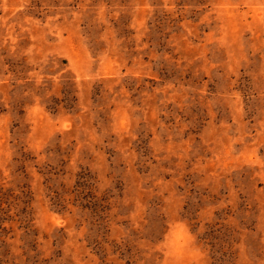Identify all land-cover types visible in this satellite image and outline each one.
<instances>
[{
    "label": "rangeland",
    "instance_id": "1",
    "mask_svg": "<svg viewBox=\"0 0 264 264\" xmlns=\"http://www.w3.org/2000/svg\"><path fill=\"white\" fill-rule=\"evenodd\" d=\"M0 264H264V0H0Z\"/></svg>",
    "mask_w": 264,
    "mask_h": 264
}]
</instances>
